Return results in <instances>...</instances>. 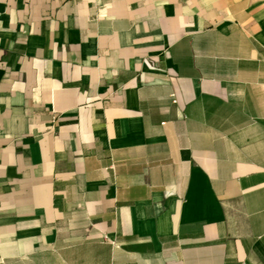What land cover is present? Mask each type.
Wrapping results in <instances>:
<instances>
[{
	"label": "crops",
	"instance_id": "1",
	"mask_svg": "<svg viewBox=\"0 0 264 264\" xmlns=\"http://www.w3.org/2000/svg\"><path fill=\"white\" fill-rule=\"evenodd\" d=\"M261 0H0V264H264Z\"/></svg>",
	"mask_w": 264,
	"mask_h": 264
},
{
	"label": "rangeland",
	"instance_id": "2",
	"mask_svg": "<svg viewBox=\"0 0 264 264\" xmlns=\"http://www.w3.org/2000/svg\"><path fill=\"white\" fill-rule=\"evenodd\" d=\"M261 2H263V3H264V0H261Z\"/></svg>",
	"mask_w": 264,
	"mask_h": 264
},
{
	"label": "built area",
	"instance_id": "3",
	"mask_svg": "<svg viewBox=\"0 0 264 264\" xmlns=\"http://www.w3.org/2000/svg\"><path fill=\"white\" fill-rule=\"evenodd\" d=\"M263 84H264V80H263Z\"/></svg>",
	"mask_w": 264,
	"mask_h": 264
}]
</instances>
